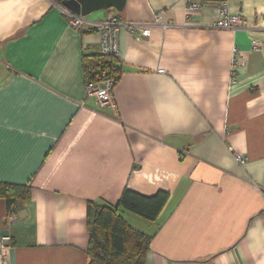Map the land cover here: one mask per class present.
Segmentation results:
<instances>
[{
  "label": "crops",
  "instance_id": "crops-1",
  "mask_svg": "<svg viewBox=\"0 0 264 264\" xmlns=\"http://www.w3.org/2000/svg\"><path fill=\"white\" fill-rule=\"evenodd\" d=\"M227 2L246 25L217 28L208 0L84 16L172 23L121 27L122 76L101 105L83 61L101 32L71 28L53 0H0V184L25 198L9 223L0 194V264H88L90 202L153 237L145 264H264V0ZM125 189L169 199L150 221L119 206Z\"/></svg>",
  "mask_w": 264,
  "mask_h": 264
},
{
  "label": "trees",
  "instance_id": "trees-1",
  "mask_svg": "<svg viewBox=\"0 0 264 264\" xmlns=\"http://www.w3.org/2000/svg\"><path fill=\"white\" fill-rule=\"evenodd\" d=\"M62 4L63 0H53ZM221 2L224 0H208ZM90 29L86 32H94ZM85 73L89 81H97L106 71V78H112L114 85L122 76V70L117 64L119 56L104 54L101 51L84 57ZM22 190L14 185L0 184V194L6 197L9 214H15ZM169 194L159 192L154 196H143L129 189H125L119 206L134 212L150 221L160 215ZM87 220L89 225V245L87 255L88 264H145L148 251L151 249L153 237L147 233L133 228L119 213V209L90 202Z\"/></svg>",
  "mask_w": 264,
  "mask_h": 264
},
{
  "label": "built area",
  "instance_id": "built-area-1",
  "mask_svg": "<svg viewBox=\"0 0 264 264\" xmlns=\"http://www.w3.org/2000/svg\"><path fill=\"white\" fill-rule=\"evenodd\" d=\"M218 20L216 21V27L220 29H238L246 25L245 19L238 14H233L230 12L228 7L227 0L221 1L218 3ZM204 6L203 3L192 2L189 6L190 10H197ZM107 17L99 22H90L86 20L87 18L73 13L69 10H62L64 13L68 25L71 28H74L80 32H86L90 29H95L100 31L102 34V43H101V52L104 54H111L114 56H119V42H118V33L121 27H128L130 32L133 34H139L141 36H148L150 34V28L154 25H160L163 27H171L172 23L162 21V12L157 15L155 22L153 23H138V22H124L119 20V18L113 14L112 10H108ZM258 43L253 44V49H258ZM239 56L235 53V58L233 63L235 66H238ZM106 71H103L101 76L102 78L97 81H88L86 83V96L95 97L96 101L101 105H106L113 103V87L114 80L112 78H106ZM237 159L241 163H245V159L240 155L237 156ZM8 222H13L17 220V216L9 214ZM10 236L5 235L0 243V255L3 256L6 247L8 246Z\"/></svg>",
  "mask_w": 264,
  "mask_h": 264
},
{
  "label": "water",
  "instance_id": "water-1",
  "mask_svg": "<svg viewBox=\"0 0 264 264\" xmlns=\"http://www.w3.org/2000/svg\"><path fill=\"white\" fill-rule=\"evenodd\" d=\"M126 2L127 0H63L62 4L76 14L89 16L95 11L104 9L115 8L122 11Z\"/></svg>",
  "mask_w": 264,
  "mask_h": 264
},
{
  "label": "rangeland",
  "instance_id": "rangeland-1",
  "mask_svg": "<svg viewBox=\"0 0 264 264\" xmlns=\"http://www.w3.org/2000/svg\"><path fill=\"white\" fill-rule=\"evenodd\" d=\"M87 18V17H86ZM134 213V212H133Z\"/></svg>",
  "mask_w": 264,
  "mask_h": 264
}]
</instances>
